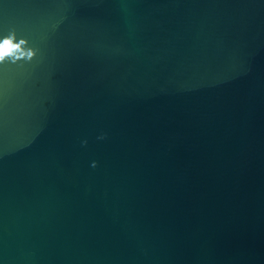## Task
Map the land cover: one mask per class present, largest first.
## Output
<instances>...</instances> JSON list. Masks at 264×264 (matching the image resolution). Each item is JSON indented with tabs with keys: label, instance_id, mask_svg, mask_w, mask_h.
Segmentation results:
<instances>
[{
	"label": "water",
	"instance_id": "95a60500",
	"mask_svg": "<svg viewBox=\"0 0 264 264\" xmlns=\"http://www.w3.org/2000/svg\"><path fill=\"white\" fill-rule=\"evenodd\" d=\"M11 28L0 264H264V0H0Z\"/></svg>",
	"mask_w": 264,
	"mask_h": 264
},
{
	"label": "clouds",
	"instance_id": "9594fccd",
	"mask_svg": "<svg viewBox=\"0 0 264 264\" xmlns=\"http://www.w3.org/2000/svg\"><path fill=\"white\" fill-rule=\"evenodd\" d=\"M39 50L29 46V41L25 38H18L15 28L9 29L6 35L0 37V64H16L20 61L31 62ZM106 134H102L98 139H105ZM82 143L87 144V141ZM92 167H96L93 162Z\"/></svg>",
	"mask_w": 264,
	"mask_h": 264
}]
</instances>
